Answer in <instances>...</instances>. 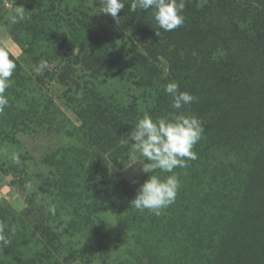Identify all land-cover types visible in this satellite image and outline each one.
I'll list each match as a JSON object with an SVG mask.
<instances>
[{
  "label": "trees",
  "instance_id": "trees-1",
  "mask_svg": "<svg viewBox=\"0 0 264 264\" xmlns=\"http://www.w3.org/2000/svg\"><path fill=\"white\" fill-rule=\"evenodd\" d=\"M6 1L13 6L0 22L22 53L5 48L17 67L0 113V181L13 177L27 210L0 205L11 240L0 243V264L105 263L111 245L114 264H134L127 261L137 248L119 249L99 228L111 209L146 264H264V0H185V21L173 31L158 26L152 9L132 11L133 0L115 19L109 14V26L84 0H0V12ZM17 7L25 19L11 24ZM41 61L52 71L38 74ZM27 69L66 87L79 126ZM169 82L196 100L173 109ZM180 112L203 122L197 158L174 169V203L159 216L139 211L131 201L152 173L131 185L116 183L109 168L129 164L133 142L122 141L145 113L155 120ZM42 131L67 141L38 163L17 135ZM29 160L42 166L33 183Z\"/></svg>",
  "mask_w": 264,
  "mask_h": 264
},
{
  "label": "clouds",
  "instance_id": "clouds-1",
  "mask_svg": "<svg viewBox=\"0 0 264 264\" xmlns=\"http://www.w3.org/2000/svg\"><path fill=\"white\" fill-rule=\"evenodd\" d=\"M101 11L110 14L114 19L124 9V0H100ZM131 10L136 11L152 9V15L158 26L164 31H173L183 25L185 17L182 12L185 8V0H133ZM21 7L9 15L11 24L24 20ZM158 36V34H157ZM17 64L10 59L5 48L0 47V113L8 106L9 100L5 95L6 89L12 86V79ZM47 67L45 61H41L36 71L39 73ZM165 93L172 97V108L182 109L190 105L196 97L188 92L179 91L176 82H169L164 87ZM204 132L203 122L195 115H186L183 112L172 114L170 117L161 116L155 120L147 113L137 120L135 129L132 130L124 145L132 141L130 147L129 164L137 161L143 164L144 173H152L139 188L136 197L131 201L133 208L144 211L149 210L159 216L161 209L167 208L175 202L180 187L175 168L187 167V160H195L194 146L201 140ZM138 154V155H137ZM143 158V159H141ZM147 161L146 163H144ZM16 162L19 163L18 157ZM156 169L162 172L172 173L163 179L153 174ZM54 213V209L52 210ZM7 224L0 221V243L10 245L5 229ZM14 233V229L12 230Z\"/></svg>",
  "mask_w": 264,
  "mask_h": 264
},
{
  "label": "rangeland",
  "instance_id": "rangeland-1",
  "mask_svg": "<svg viewBox=\"0 0 264 264\" xmlns=\"http://www.w3.org/2000/svg\"><path fill=\"white\" fill-rule=\"evenodd\" d=\"M88 5H90L93 8V11L98 14V17L101 21L104 23H107L109 25H114L113 18L104 12L101 11L102 4L100 0H84ZM13 3L10 1H6L3 8L1 9L2 12H0V19L1 15L5 11H9L12 9ZM0 47L6 48L15 58H19L22 51L19 48V46L14 43L12 40L9 31L7 30V27L4 23V21L0 22ZM82 53V49L79 47H74L73 49V55L74 57L79 56ZM69 58L72 59V54H69ZM53 65L49 64L47 67L43 68L38 74L45 73L46 70L52 71ZM28 70V69H27ZM29 71V70H28ZM30 72V71H29ZM32 77H35L36 80L39 78L36 76L37 74L35 72H30ZM78 75L84 74V73H77ZM50 76L46 77L43 82L38 81L40 84L43 92H45L59 107L60 112L69 119V121L72 123V125L79 126L80 125V119L75 114V112L71 109V107L68 106L67 100L64 97V90L65 86L62 84H59L55 79L50 80ZM18 138L23 143L25 149L30 153V155L33 156L34 160L38 163L44 159L45 157L49 156L55 149L60 147L61 145L65 144L64 142L67 141L62 134H57L56 132L52 131L49 134H45V132H41L37 135H28L19 133ZM35 161H27L29 167L27 169L28 174L31 177L30 183H33V181H36L35 175L42 170V166H38L35 164ZM143 164L139 161L128 164L125 168L119 169L115 166H111L109 168V177H112V179L116 183H122V181L127 182L128 184H135L141 181L142 177L144 176V172L142 171ZM33 177V179H32ZM13 177L8 176L5 178H2L0 181V205L2 207H12L16 211H26L27 210V204L24 200L25 195L22 194L16 185L12 184ZM38 182V181H37ZM101 224H100V230L103 233H108L112 239H114L115 245L121 249L124 250L128 248L129 246H134L137 249L135 250V256L133 254H129V260L127 262L134 263V264H146V261H148V257H145L144 254L146 253H140L141 251V244L132 236V234L127 231V221L124 219H121L118 217L117 211L114 209L105 211L101 213ZM98 228V229H99ZM121 231V232H120ZM120 233H122L120 235ZM120 236V237H119ZM113 242V243H114ZM127 243H131L128 245ZM114 245L109 246L112 250L110 254L106 257L107 262L103 263L101 258H97V260L93 264H114L113 256L116 255V250L112 249ZM95 253L98 254L101 250L98 248L94 249ZM119 251V250H118ZM118 253V252H117ZM159 253H161L159 250L156 252L155 250H152V254H156L158 256ZM101 257V256H98ZM72 264H83L81 261H77ZM156 264V263H154Z\"/></svg>",
  "mask_w": 264,
  "mask_h": 264
}]
</instances>
